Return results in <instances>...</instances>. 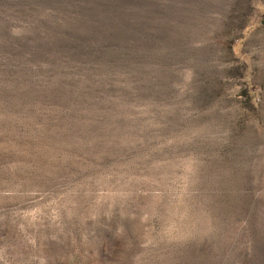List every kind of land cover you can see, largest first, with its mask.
<instances>
[{
    "label": "rangeland",
    "instance_id": "rangeland-1",
    "mask_svg": "<svg viewBox=\"0 0 264 264\" xmlns=\"http://www.w3.org/2000/svg\"><path fill=\"white\" fill-rule=\"evenodd\" d=\"M262 26L264 0H0V264H264Z\"/></svg>",
    "mask_w": 264,
    "mask_h": 264
},
{
    "label": "crops",
    "instance_id": "crops-1",
    "mask_svg": "<svg viewBox=\"0 0 264 264\" xmlns=\"http://www.w3.org/2000/svg\"><path fill=\"white\" fill-rule=\"evenodd\" d=\"M259 35H255V34H250V36L254 37V36H259V39H257L258 42H263L264 43V26H262L259 30ZM249 36V37H250ZM238 42V41H237Z\"/></svg>",
    "mask_w": 264,
    "mask_h": 264
}]
</instances>
